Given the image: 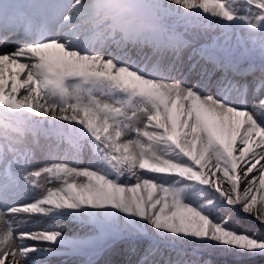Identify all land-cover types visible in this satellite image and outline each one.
Listing matches in <instances>:
<instances>
[{
    "label": "snow or ice",
    "instance_id": "1",
    "mask_svg": "<svg viewBox=\"0 0 264 264\" xmlns=\"http://www.w3.org/2000/svg\"><path fill=\"white\" fill-rule=\"evenodd\" d=\"M213 251L264 264V0H0V264Z\"/></svg>",
    "mask_w": 264,
    "mask_h": 264
},
{
    "label": "trees",
    "instance_id": "2",
    "mask_svg": "<svg viewBox=\"0 0 264 264\" xmlns=\"http://www.w3.org/2000/svg\"><path fill=\"white\" fill-rule=\"evenodd\" d=\"M247 220L244 222L250 224V226H252V224H258L251 218H247ZM204 258L210 260L212 264H233V261L238 259L237 257L219 251L208 252L205 254Z\"/></svg>",
    "mask_w": 264,
    "mask_h": 264
},
{
    "label": "rangeland",
    "instance_id": "3",
    "mask_svg": "<svg viewBox=\"0 0 264 264\" xmlns=\"http://www.w3.org/2000/svg\"><path fill=\"white\" fill-rule=\"evenodd\" d=\"M247 220V219H246ZM248 221V220H247ZM50 226H53V225H50L48 223H45V222H40L39 224H37L35 227H39V228H44V227H50ZM55 226H58V227H64L65 231L69 234H71L73 231L75 230H78V227L75 226V225H71V224H68V225H55ZM257 227H259L258 224H256ZM251 228L250 224H247L245 223L244 221L241 222L240 224V230L241 231H244V230H249ZM53 259H56L55 261H53L52 264H63L62 262V258H52ZM51 260V261H52Z\"/></svg>",
    "mask_w": 264,
    "mask_h": 264
},
{
    "label": "bare ground",
    "instance_id": "4",
    "mask_svg": "<svg viewBox=\"0 0 264 264\" xmlns=\"http://www.w3.org/2000/svg\"><path fill=\"white\" fill-rule=\"evenodd\" d=\"M56 259H53L52 261H51V264L53 263V261H55Z\"/></svg>",
    "mask_w": 264,
    "mask_h": 264
}]
</instances>
